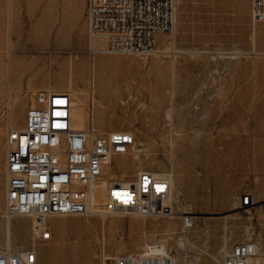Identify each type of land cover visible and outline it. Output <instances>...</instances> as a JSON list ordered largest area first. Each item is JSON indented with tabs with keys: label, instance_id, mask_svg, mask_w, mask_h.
<instances>
[{
	"label": "rangeland",
	"instance_id": "374dc122",
	"mask_svg": "<svg viewBox=\"0 0 264 264\" xmlns=\"http://www.w3.org/2000/svg\"><path fill=\"white\" fill-rule=\"evenodd\" d=\"M86 12V0H0V247L6 133L23 125L38 91L70 85L84 103V124L135 138L109 172H170L177 200L171 216H54L36 264H115L153 242L182 264H221L243 240L259 247L264 264V18L251 21L250 0H176L173 27L155 36L154 52L92 58ZM13 54L24 55L21 69H9ZM244 194L256 204H242ZM183 212L193 216L188 229ZM10 224L11 247L30 246V218Z\"/></svg>",
	"mask_w": 264,
	"mask_h": 264
},
{
	"label": "built area",
	"instance_id": "2783aa9c",
	"mask_svg": "<svg viewBox=\"0 0 264 264\" xmlns=\"http://www.w3.org/2000/svg\"><path fill=\"white\" fill-rule=\"evenodd\" d=\"M95 1H102V8H95ZM175 10L176 0H87L88 54H151L155 36L172 29ZM250 18L253 23L263 20L264 0H250ZM35 101L23 125L6 133L3 213L6 220L29 217L32 242L25 248L1 246L0 264H36V244L48 239L54 216L174 214L170 178L143 168L130 179L109 180L106 199L97 206L95 185L106 177L114 158L133 150L135 138L123 130L99 132L92 121L74 126L72 98L66 91L41 90ZM72 168H80V175L72 176ZM240 202L256 204L250 194ZM260 206L264 211V201ZM193 221L190 213H182L184 228ZM160 243L147 244L137 255L117 256L115 264H177L170 251L159 252ZM221 264L263 262L259 247L243 240L224 251Z\"/></svg>",
	"mask_w": 264,
	"mask_h": 264
},
{
	"label": "bare ground",
	"instance_id": "6f19581e",
	"mask_svg": "<svg viewBox=\"0 0 264 264\" xmlns=\"http://www.w3.org/2000/svg\"><path fill=\"white\" fill-rule=\"evenodd\" d=\"M95 8H102V1H95ZM253 41V40H252ZM7 44V43H5ZM10 44V42H9ZM167 44V43H166ZM164 45V44H163ZM170 45V44H168ZM8 46V45H5V47ZM7 48V47H6ZM14 48V47H12ZM11 49V46L9 45L8 46V50L10 51ZM14 52H15V49H14ZM161 53V52H160ZM163 53V52H162ZM229 53V52H227ZM11 54V52H10ZM238 54V53H237ZM229 55V54H228ZM233 55V54H232ZM234 56V55H233ZM24 55H21V56H18L17 54H13V56L10 55V58H9V69H17L18 70V67H20V69L22 68V65H23V62L25 61L24 59ZM70 85H68L67 89H52L50 86H48L47 90L46 91H67L71 98H72V104H71V117H72V120H73V125L74 126H77V127H80V126H83L84 125V122H85V110H84V103L82 101V99L79 97L78 95V92L74 91L73 89H71L69 87ZM32 89V88H30ZM28 90V88H27ZM32 91V90H31ZM32 93V92H31ZM33 95V94H32ZM22 96V95H21ZM11 107V105H10ZM10 110V109H9ZM169 116V114H168ZM8 121L9 123L12 122V120L14 119L15 120V117L13 118L12 115H11V112L9 111L8 112ZM7 121V120H6ZM168 121V120H167ZM166 121V122H167ZM174 122V121H173ZM172 123V121H171ZM86 124V123H85ZM211 125V124H210ZM173 126V125H172ZM174 126H175V123H174ZM173 126V128H174ZM178 128V127H177ZM174 130V129H173ZM172 130V131H173ZM168 131H171V130H168ZM211 131V130H210ZM132 133V132H131ZM130 133V134H131ZM171 133V132H170ZM179 133V132H178ZM197 134H199V132H196ZM206 133V132H205ZM181 134V133H180ZM213 134V133H212ZM199 135H202V133L200 132ZM218 135V134H217ZM131 136H133V134H131ZM178 136V135H177ZM134 137V136H133ZM201 137V136H200ZM211 138V137H210ZM210 144H214V140L211 139L210 140ZM139 150H142V149H139ZM138 151V150H137ZM134 153V152H133ZM148 153V152H146ZM143 154V153H142ZM140 155L139 152H135L134 154V158H137V159H140ZM145 155V154H144ZM143 155V156H144ZM133 157V156H132ZM142 161V160H141ZM154 163V162H153ZM137 164V163H136ZM140 165L142 164L139 163ZM151 164V162H150ZM157 165V164H156ZM137 166V165H136ZM139 166V165H138ZM109 168V167H108ZM211 168V167H210ZM154 171V170H153ZM155 173H160V172H155ZM165 173V172H164ZM167 174V176L170 178V181H171V197H170V202L173 201V200H177V195L173 194L172 193V183H173V175L172 173L168 172V173H165ZM80 175V168H72V176H79ZM127 174L125 175H118L115 173H111L109 172V170L106 171V177L100 181L97 185H95V192L93 194V200H94V203L97 205V206H101L103 205L105 199H106V186H107V183L109 180H114V179H130L129 177L126 176ZM130 176V175H129ZM255 176V175H254ZM178 178V177H177ZM175 183H176V180H175ZM179 183V182H178ZM176 186V185H175ZM179 187V186H178ZM177 187V189H178ZM176 188V187H175ZM180 189V188H179ZM174 191V190H173ZM181 193V192H180ZM180 198V197H179ZM251 216V215H250ZM31 220V219H30ZM262 221V220H261ZM4 237H5V243L7 244H10V241H11V238H12V229H11V224H10V220H5V224H4ZM31 232V231H30ZM31 235H33V233L31 232ZM35 235V233H34ZM185 236H186V233H185ZM184 239V238H183ZM187 239V238H185ZM184 239V240H185ZM181 240V239H180ZM185 242V241H184ZM189 243V242H188ZM162 245V247L160 248L159 252L161 254H163L164 252L167 251V245L164 243V242H161L160 243ZM186 244V243H185ZM147 245V244H146ZM145 245V247H146ZM188 245V244H187ZM144 247V248H145ZM184 247V246H183ZM227 247V246H225ZM224 247V248H225ZM224 250V249H223ZM179 251V250H178ZM182 253V252H181ZM180 253V254H181ZM184 253V252H183ZM143 254H148L147 252L146 253H143ZM264 254V253H263ZM178 255V254H177ZM133 256V255H131ZM184 256V255H182ZM216 257V256H215ZM214 257V259H215ZM262 257V256H261ZM104 259V258H103ZM102 259V260H103ZM175 261L177 262V264H182V258L177 256L176 258H174ZM105 260V259H104ZM185 260V258H184ZM186 262V261H185ZM184 263V262H183Z\"/></svg>",
	"mask_w": 264,
	"mask_h": 264
},
{
	"label": "crops",
	"instance_id": "0c3cea01",
	"mask_svg": "<svg viewBox=\"0 0 264 264\" xmlns=\"http://www.w3.org/2000/svg\"><path fill=\"white\" fill-rule=\"evenodd\" d=\"M86 2H87V0H86ZM69 17H70V16H69ZM72 17H73V16H71L70 19H72ZM86 17H87V12H86ZM86 19H87V33H88V18H86ZM23 122H24V120H23Z\"/></svg>",
	"mask_w": 264,
	"mask_h": 264
}]
</instances>
